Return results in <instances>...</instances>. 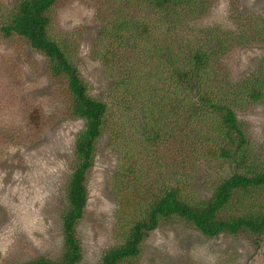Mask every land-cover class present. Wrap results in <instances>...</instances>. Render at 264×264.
<instances>
[{
    "label": "trees",
    "instance_id": "trees-1",
    "mask_svg": "<svg viewBox=\"0 0 264 264\" xmlns=\"http://www.w3.org/2000/svg\"><path fill=\"white\" fill-rule=\"evenodd\" d=\"M60 1L18 0L0 25V38L20 40L47 58L48 76L60 83L70 117L84 122L75 138L60 210L62 250L55 258L24 264L82 263L79 226L89 204L97 144L104 135L117 152L108 183L123 218L115 229L119 243L99 264L137 259L148 235L161 223L176 220L209 238L264 235V159L253 152L247 125L237 114L264 103V65L233 85L224 74L240 47L264 48V7L221 33L202 28L218 0H116L118 27L102 28L96 38V43L107 40L108 54L95 49L93 55L116 71L133 67L140 74L148 68L151 86L143 97L132 93L121 110L109 99L112 92L107 98L92 94L68 46L52 34ZM132 6L139 9L134 16ZM150 43L154 46L148 50ZM120 44L126 52L114 60ZM134 52L137 60L128 58ZM126 74L136 88L141 79L134 71ZM119 86L127 91L129 83L120 81ZM115 115L127 122V128L116 133L120 122L110 125ZM247 201L250 207H245Z\"/></svg>",
    "mask_w": 264,
    "mask_h": 264
},
{
    "label": "rangeland",
    "instance_id": "rangeland-1",
    "mask_svg": "<svg viewBox=\"0 0 264 264\" xmlns=\"http://www.w3.org/2000/svg\"><path fill=\"white\" fill-rule=\"evenodd\" d=\"M17 1L0 0V25L7 22L4 15ZM232 1L218 0L202 28L221 33L232 30L238 18L258 14L264 7V0ZM119 4L116 0H61L55 7L52 34L68 46L92 94L107 98L112 92L108 98L115 102V108L125 110L132 93L143 97L151 88L146 73L149 69L138 74L133 67H119L117 71L128 72L117 73L114 66L103 67L93 55L95 49L108 54L104 49L107 40L96 43V38L102 28L112 31L118 27ZM130 9L133 16L139 10ZM126 38L119 39L120 43ZM152 45L147 44L146 49L151 50ZM125 50L120 44L114 60H119ZM263 51L262 46H252L232 53L224 73L231 85L262 68ZM128 58L138 59L135 52ZM47 66V58L22 41L0 38V264L55 258L63 246L60 210L72 172L75 138L84 122L70 117L60 83L48 76ZM133 71L141 79L136 88L126 74ZM120 81L129 83L127 91L119 86ZM237 114L247 125L253 152L264 159V103L245 107ZM118 116L110 123L114 128L120 122L115 133L127 128V122ZM115 153L109 135H104L97 144L96 164L89 178V204L79 226L81 264H99L119 243L115 229L123 215L115 190L108 183L115 172ZM251 204L247 201L245 207ZM262 205L264 208V202ZM127 264H264V235L209 238L185 222L161 223L144 241L140 256Z\"/></svg>",
    "mask_w": 264,
    "mask_h": 264
}]
</instances>
